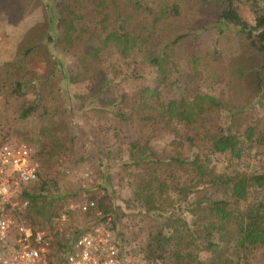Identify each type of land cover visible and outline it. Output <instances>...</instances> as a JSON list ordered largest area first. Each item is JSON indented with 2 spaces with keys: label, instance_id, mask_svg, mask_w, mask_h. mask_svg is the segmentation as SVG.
<instances>
[{
  "label": "trees",
  "instance_id": "obj_1",
  "mask_svg": "<svg viewBox=\"0 0 264 264\" xmlns=\"http://www.w3.org/2000/svg\"><path fill=\"white\" fill-rule=\"evenodd\" d=\"M239 1L57 0L52 6H43L44 30L29 35L16 48L13 60L0 68V84L9 88L12 96L19 99L33 95L29 104L21 106L20 120L38 110L54 115L46 108L47 98L53 95L60 100L70 85L84 83L89 89L84 100L97 115L108 114L118 122L135 123L139 130H150L164 121L187 124L194 132L185 140L189 148L197 150L189 158L179 153L154 154L149 138L139 134L127 143L126 156L119 165L131 180V193L129 199L117 198L116 209L121 213L135 212L154 222L151 225L159 231L150 226L148 240L157 260L164 259L166 245L170 244V258L175 264H253L252 256L264 249V174L235 169L219 173L211 166L210 156L228 154L238 162L244 145L249 149L259 146L264 154V132L256 123L240 127L234 121L233 131L208 125L207 116L221 108L214 95L179 94L162 102L157 88L149 86L131 94H116L103 64L110 55L126 59L132 52L156 76L179 75L180 64L203 72L214 59L210 48L232 36L259 54V68L264 70V0H246L250 2L253 25L241 16ZM38 6L40 0H0V9L13 24ZM66 53L75 55L76 64L69 71L59 59ZM38 61L43 63V69L33 70L30 66ZM231 72L229 86L237 88L242 71ZM254 73L259 83L260 71ZM58 127L60 134L66 132L64 124ZM68 128L64 141L76 137L73 126ZM60 138L50 135V158L65 150ZM31 161L40 175L33 151ZM104 180L112 188L123 177L108 172ZM47 187L46 182L36 187L23 186L17 197L18 203H26L25 217L32 226L43 228L46 223L42 220L58 225L62 211L58 212L59 206L43 195ZM93 212L96 222L74 232L72 242L58 240L49 261H62L79 233L110 218L103 204ZM164 230H168L167 236ZM56 233L59 238L61 232ZM201 253L208 256L200 258ZM257 264H264V260Z\"/></svg>",
  "mask_w": 264,
  "mask_h": 264
},
{
  "label": "rangeland",
  "instance_id": "obj_2",
  "mask_svg": "<svg viewBox=\"0 0 264 264\" xmlns=\"http://www.w3.org/2000/svg\"><path fill=\"white\" fill-rule=\"evenodd\" d=\"M56 1L40 0L41 6L36 7L16 24L9 23L4 9H0V68L4 63L13 60L16 48L22 45L29 35L44 30L43 6H52ZM239 10L243 19L253 25L250 2L239 1ZM42 37L46 40V34ZM210 49L214 59L203 72L180 64L178 66L182 71L179 68V75L168 73L156 76L149 73V68L142 65L140 58L135 57L132 52L126 59H120L116 54L108 56L110 60L103 64V70L107 74L109 84L117 90L116 94L120 91L131 94L141 87L149 86L157 88L162 102L179 94L186 97L199 93L214 95L221 108L207 116L208 125L233 131L234 121L240 127L256 123L258 130L264 132V70L259 68V54L232 36ZM235 50L237 54H234ZM60 56L62 66L67 67L68 71L76 64L75 55L66 53ZM30 67L33 70H41L43 63L34 62ZM233 69L242 71L239 73L237 88L229 86ZM258 70L259 83L254 73ZM173 80H178L179 83L175 84ZM256 84H259L258 88ZM88 92L89 89L84 83L72 84L68 87L67 94L61 93L60 100L53 95L47 98L46 108L53 110L54 115H45L42 110H38L26 120H20L18 114L21 106L29 104L33 95L15 98L10 94L9 88L0 84V143L23 145L32 149L40 165L38 182L32 185L36 187L41 182H46L48 187L42 192L43 195L59 206L58 212L62 211L61 214L68 218V222L60 227L41 221L46 223L43 228H49L53 241L52 249L57 248L58 240L69 242L74 232L96 222L93 211L86 214L79 211L85 204L93 202L95 209L99 204L106 206L108 216L113 222L111 229L115 241L121 246L124 264H175L173 258H170V244L166 245L164 259L153 258L151 250H154V246L150 245L148 233L150 226L156 232L159 231L157 227L152 226L154 222L150 223L146 216L135 212L121 213L116 209L117 198L129 199L131 193V180L120 170L119 165L126 156L127 143L136 139L139 134H145L144 137L149 138V146L154 154L179 153L183 158H189L192 153H197V150L189 148L185 140L193 136L194 132L189 131L187 124L164 121L150 130H139L135 123L118 122L108 114L97 115L90 110V103L84 100ZM61 124L66 126V132H69L68 125L73 126L76 137H68L64 141L66 132H58V125ZM50 135L61 137V145L65 148L56 158H50L47 154L51 145ZM244 148L240 161L231 159L228 154L210 156L211 166L219 173L228 174L235 169L246 174H264L262 148L255 146L249 149L246 145ZM200 156L203 157L202 154ZM108 172L122 176L123 180L116 186L109 187V183L106 184L104 180ZM116 179L115 177L114 184ZM56 231L61 232L59 238H56ZM163 234L167 236L168 230H164ZM207 256V253L199 255L200 258ZM262 260L264 249L256 252L251 258L253 264Z\"/></svg>",
  "mask_w": 264,
  "mask_h": 264
},
{
  "label": "built area",
  "instance_id": "obj_3",
  "mask_svg": "<svg viewBox=\"0 0 264 264\" xmlns=\"http://www.w3.org/2000/svg\"><path fill=\"white\" fill-rule=\"evenodd\" d=\"M31 156L32 150L26 146L0 145V264H123L110 218L79 233L62 261H49L51 234L47 228L30 225L25 217L26 203L17 202L22 187L39 179ZM94 209L90 202L79 211L86 214ZM57 221L63 225L68 218L61 214Z\"/></svg>",
  "mask_w": 264,
  "mask_h": 264
}]
</instances>
